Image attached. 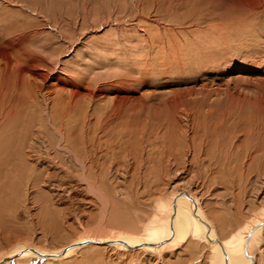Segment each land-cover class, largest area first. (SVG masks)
<instances>
[{
  "label": "rangeland",
  "instance_id": "obj_1",
  "mask_svg": "<svg viewBox=\"0 0 264 264\" xmlns=\"http://www.w3.org/2000/svg\"><path fill=\"white\" fill-rule=\"evenodd\" d=\"M0 152V253L137 232L188 187L228 236L264 206V0H0ZM179 248L8 264H208Z\"/></svg>",
  "mask_w": 264,
  "mask_h": 264
},
{
  "label": "bare ground",
  "instance_id": "obj_2",
  "mask_svg": "<svg viewBox=\"0 0 264 264\" xmlns=\"http://www.w3.org/2000/svg\"><path fill=\"white\" fill-rule=\"evenodd\" d=\"M54 127L56 128V126ZM58 133L61 136V141L64 143V132L58 131ZM36 138V146L41 149L37 151L38 157L36 153L34 155V152H30L29 154L32 156V159L33 157L34 159H41L40 156L49 153L50 149L45 145V137L39 134V137L36 135ZM33 146L30 147L32 148L31 151L33 150ZM57 146L61 149L64 148L63 145ZM86 151L88 155V149H86ZM73 154L84 173V177L86 180L89 179L87 174L89 170L88 164L80 154L77 152ZM27 156L28 154L26 157ZM23 162H25V160ZM25 167H27V164ZM90 179L93 181L92 178ZM90 179L88 180L89 187L92 191H97V185L92 183ZM194 192H191L188 187V189L182 188L181 190L175 191L168 197L158 196L159 198L155 199L153 207L146 217L147 220L145 219V221H143L140 230L137 232L113 228L104 233V235L99 236L92 231H85V233H82L74 240L72 239L73 241L61 247L57 246L58 248H45L41 245L39 246V244L19 241L11 246L9 250L0 253V264H8L12 260H19L20 262L28 261L30 260L29 258L33 257L62 261L67 258L69 259V257L89 247L110 248L124 253H143L151 257L156 255L162 257L165 253H170V251L172 254L173 249L185 246L186 244L187 246L192 244L197 246L199 244L203 248L208 249V264H259L260 255H257L255 251L256 248H261L263 243L264 206L259 210L256 216L252 217L250 220L247 219L235 229L233 228L231 233L229 232L230 234L228 233L229 235L226 236L225 234L227 233L219 227L221 224L219 223L220 225H217V221L210 218V216L212 218L214 217L208 209H206V211L209 214L204 210L205 208L203 209L204 206L202 207L200 199L196 196L197 193L195 195ZM103 219L99 222L100 224L106 223V218L105 220ZM128 219L129 218L126 220L123 219L124 221H122L121 218H119V220L116 219L114 223L130 224L132 220L128 221ZM79 243L84 244L78 245Z\"/></svg>",
  "mask_w": 264,
  "mask_h": 264
},
{
  "label": "water",
  "instance_id": "obj_3",
  "mask_svg": "<svg viewBox=\"0 0 264 264\" xmlns=\"http://www.w3.org/2000/svg\"><path fill=\"white\" fill-rule=\"evenodd\" d=\"M84 243H79L78 245H83Z\"/></svg>",
  "mask_w": 264,
  "mask_h": 264
}]
</instances>
